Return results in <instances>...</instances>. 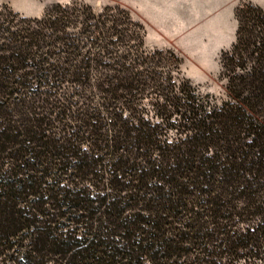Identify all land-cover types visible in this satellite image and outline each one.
Here are the masks:
<instances>
[{"label":"trees","instance_id":"trees-1","mask_svg":"<svg viewBox=\"0 0 264 264\" xmlns=\"http://www.w3.org/2000/svg\"><path fill=\"white\" fill-rule=\"evenodd\" d=\"M121 13L0 29V264H264V9H237L219 103Z\"/></svg>","mask_w":264,"mask_h":264},{"label":"rangeland","instance_id":"rangeland-1","mask_svg":"<svg viewBox=\"0 0 264 264\" xmlns=\"http://www.w3.org/2000/svg\"><path fill=\"white\" fill-rule=\"evenodd\" d=\"M58 3L90 6L97 14L127 11L139 24L133 28L143 36L144 51H167L163 56L171 58L159 69L163 77L170 72L178 83L188 81L201 97L214 103L226 99L221 55L237 40V9L245 4L264 9V0H0V29L40 18ZM151 100L149 96L143 101L148 118L154 115ZM176 136L173 129L170 137Z\"/></svg>","mask_w":264,"mask_h":264}]
</instances>
